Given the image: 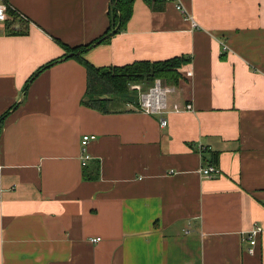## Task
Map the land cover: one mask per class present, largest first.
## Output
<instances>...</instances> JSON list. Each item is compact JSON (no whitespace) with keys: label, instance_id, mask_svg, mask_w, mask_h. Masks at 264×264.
I'll use <instances>...</instances> for the list:
<instances>
[{"label":"crops","instance_id":"1","mask_svg":"<svg viewBox=\"0 0 264 264\" xmlns=\"http://www.w3.org/2000/svg\"><path fill=\"white\" fill-rule=\"evenodd\" d=\"M6 1L29 32L0 22V264H264V230L254 254L243 239L264 229V0H135L126 27L84 54L96 66L187 56L162 115L82 105L75 58L26 86L63 56L58 40L105 34L111 0Z\"/></svg>","mask_w":264,"mask_h":264},{"label":"trees","instance_id":"2","mask_svg":"<svg viewBox=\"0 0 264 264\" xmlns=\"http://www.w3.org/2000/svg\"><path fill=\"white\" fill-rule=\"evenodd\" d=\"M145 1L154 10L164 9V0ZM134 2L135 0H111L109 11L110 26L104 35L94 41L84 45L70 46L58 40L59 44L65 51L63 56L41 66L28 79L26 86L28 87V85L44 69L61 61L62 59L75 58L85 66L87 71V88L83 98L81 99V104L101 113L109 114L140 109L137 91L131 90V85L133 84L141 83L149 89L155 84L156 80L160 79L162 84H165L167 87L178 85L181 77L180 68L189 62V58L187 56H177L161 61L141 60L122 66H96L85 57L84 54L87 51L91 50L100 43L108 42L115 33L122 31L126 27L133 14ZM7 11L9 18L15 17L14 19L12 18L6 20L7 32L17 35L27 34L29 29L26 26L20 29L16 28V18L20 19L18 20L20 24L23 22L29 23L27 16L11 6L8 2ZM113 30H115L114 33H112ZM70 54L71 56H69ZM126 105H132V107H127ZM7 115H9V112L0 118V132L3 121ZM217 160V156L213 155L211 157L212 164H217ZM84 173L86 177L90 179L99 177V163H97L96 167H93L91 173L86 170Z\"/></svg>","mask_w":264,"mask_h":264},{"label":"built area","instance_id":"3","mask_svg":"<svg viewBox=\"0 0 264 264\" xmlns=\"http://www.w3.org/2000/svg\"><path fill=\"white\" fill-rule=\"evenodd\" d=\"M0 22L6 21L9 18L7 11V3L6 0H0ZM192 19V18H191ZM192 23L196 26V22L192 19ZM135 89L139 91V108L147 113L154 114H164L168 109L167 104V96L172 91L171 88L166 87L162 84L161 80H156L155 84L151 86L148 90H141L140 85H135ZM192 105H187L186 109H192ZM175 111H180L181 108L177 104L173 106ZM161 125L166 126L167 120L162 118ZM97 136L95 134H86L82 137V157L81 162L83 166H86L91 158L89 152L87 151L88 144L90 141L95 140ZM202 173L209 177H216L221 172L220 169L216 165H209L202 169ZM263 227L259 224H255V226L245 232L243 239L248 242L249 246L247 247V251L250 254H254L256 250V246L258 243V235L263 232ZM100 238H91L92 242L99 241Z\"/></svg>","mask_w":264,"mask_h":264},{"label":"rangeland","instance_id":"4","mask_svg":"<svg viewBox=\"0 0 264 264\" xmlns=\"http://www.w3.org/2000/svg\"><path fill=\"white\" fill-rule=\"evenodd\" d=\"M1 2V1H0ZM13 19L15 18V17H12ZM12 18H9V19H12ZM18 20H20L19 18H16V21H17V23L19 22ZM27 24V22H23L22 24H20V26H21V28L22 27H24L25 25ZM135 85H137V84H133V85H131V90L133 91V90H136L137 91V95H138V99H139V91L137 90V89H135ZM138 85H140V88H141V90H148L147 89V87L144 85V84H138ZM164 86H166L165 84H163ZM167 87V86H166ZM169 88H170V86H169ZM127 107H132V105H126ZM124 107H125V105H124Z\"/></svg>","mask_w":264,"mask_h":264},{"label":"water","instance_id":"5","mask_svg":"<svg viewBox=\"0 0 264 264\" xmlns=\"http://www.w3.org/2000/svg\"><path fill=\"white\" fill-rule=\"evenodd\" d=\"M18 29H20V25L18 26ZM114 32H115V30L112 31V33H114ZM69 56H71V54ZM69 56H66V57H69ZM25 90H26V88H25Z\"/></svg>","mask_w":264,"mask_h":264},{"label":"bare ground","instance_id":"6","mask_svg":"<svg viewBox=\"0 0 264 264\" xmlns=\"http://www.w3.org/2000/svg\"><path fill=\"white\" fill-rule=\"evenodd\" d=\"M9 19V18H8Z\"/></svg>","mask_w":264,"mask_h":264}]
</instances>
